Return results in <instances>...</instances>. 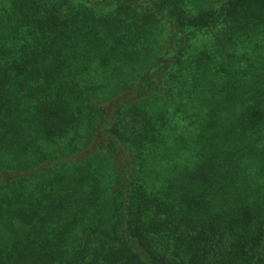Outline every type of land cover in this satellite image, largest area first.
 I'll list each match as a JSON object with an SVG mask.
<instances>
[{
  "label": "trees",
  "instance_id": "obj_1",
  "mask_svg": "<svg viewBox=\"0 0 264 264\" xmlns=\"http://www.w3.org/2000/svg\"><path fill=\"white\" fill-rule=\"evenodd\" d=\"M0 264H264V0H0Z\"/></svg>",
  "mask_w": 264,
  "mask_h": 264
}]
</instances>
